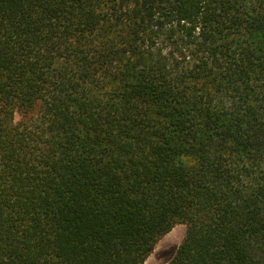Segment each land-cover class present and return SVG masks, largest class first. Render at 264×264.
I'll return each mask as SVG.
<instances>
[{"label":"trees","instance_id":"16d2710c","mask_svg":"<svg viewBox=\"0 0 264 264\" xmlns=\"http://www.w3.org/2000/svg\"><path fill=\"white\" fill-rule=\"evenodd\" d=\"M264 264V0H0V264Z\"/></svg>","mask_w":264,"mask_h":264},{"label":"rangeland","instance_id":"374dc122","mask_svg":"<svg viewBox=\"0 0 264 264\" xmlns=\"http://www.w3.org/2000/svg\"><path fill=\"white\" fill-rule=\"evenodd\" d=\"M186 235V225H176L156 245L144 264H167Z\"/></svg>","mask_w":264,"mask_h":264}]
</instances>
